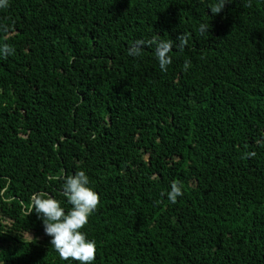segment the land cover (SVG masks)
<instances>
[{"label": "trees", "instance_id": "obj_1", "mask_svg": "<svg viewBox=\"0 0 264 264\" xmlns=\"http://www.w3.org/2000/svg\"><path fill=\"white\" fill-rule=\"evenodd\" d=\"M217 3L0 8L14 49L0 58V264H79L26 208L38 191L70 208L48 177L81 169L100 197L83 229L95 264H264V0ZM159 40L174 44L167 71Z\"/></svg>", "mask_w": 264, "mask_h": 264}, {"label": "clouds", "instance_id": "obj_2", "mask_svg": "<svg viewBox=\"0 0 264 264\" xmlns=\"http://www.w3.org/2000/svg\"><path fill=\"white\" fill-rule=\"evenodd\" d=\"M229 0H218L215 12L219 13ZM9 0H0V8L7 7ZM211 25L203 22L199 25L198 31L201 35L210 33ZM183 47L187 40L182 38ZM142 45L133 43L128 54L132 57L141 55ZM174 47L170 40H159L155 42V58L162 71H167L172 62L169 55ZM14 52L13 47L7 42H0V58H7ZM187 67V65H186ZM255 155V153H251ZM50 181L63 179L62 195L67 198V203L71 205L66 208L61 200L50 194L38 191L34 192L30 198V204L26 208V215L35 212L43 222L44 232L50 237V245L54 247L59 257L64 260H73L79 264H95L97 253V242L89 238L85 225L89 223V218L94 214L100 204V197L92 187L90 178L85 170L81 169L72 175H65L63 178L52 176ZM7 190L6 188L4 189ZM184 195L180 184L172 183L167 191V199L171 203H176L178 197Z\"/></svg>", "mask_w": 264, "mask_h": 264}, {"label": "rangeland", "instance_id": "obj_3", "mask_svg": "<svg viewBox=\"0 0 264 264\" xmlns=\"http://www.w3.org/2000/svg\"><path fill=\"white\" fill-rule=\"evenodd\" d=\"M27 235H28L29 237H31V238L33 237V234H31V233H29V234H27Z\"/></svg>", "mask_w": 264, "mask_h": 264}]
</instances>
